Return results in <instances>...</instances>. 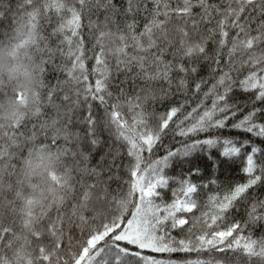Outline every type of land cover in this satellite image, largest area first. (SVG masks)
<instances>
[{
  "label": "snow or ice",
  "instance_id": "6c2138e0",
  "mask_svg": "<svg viewBox=\"0 0 264 264\" xmlns=\"http://www.w3.org/2000/svg\"><path fill=\"white\" fill-rule=\"evenodd\" d=\"M0 264H264V0H0Z\"/></svg>",
  "mask_w": 264,
  "mask_h": 264
}]
</instances>
